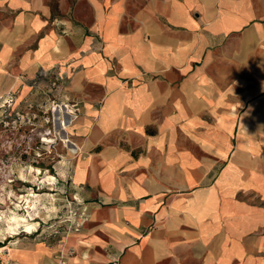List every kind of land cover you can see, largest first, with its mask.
Listing matches in <instances>:
<instances>
[{"label": "crops", "instance_id": "obj_1", "mask_svg": "<svg viewBox=\"0 0 264 264\" xmlns=\"http://www.w3.org/2000/svg\"><path fill=\"white\" fill-rule=\"evenodd\" d=\"M77 1L89 18L0 0V98L57 73L84 101L73 183L115 201L87 238L115 242L124 264H264V235L222 224L246 213L240 191L264 201V0Z\"/></svg>", "mask_w": 264, "mask_h": 264}, {"label": "rangeland", "instance_id": "obj_2", "mask_svg": "<svg viewBox=\"0 0 264 264\" xmlns=\"http://www.w3.org/2000/svg\"><path fill=\"white\" fill-rule=\"evenodd\" d=\"M49 2L55 9L61 4L68 7V18H89L88 11L87 14L85 11L75 13L77 0ZM89 31H86L87 35H90ZM53 77L56 86L52 84ZM60 79L61 75L57 73H38L27 82L34 86V92L17 90L0 98V264H44L51 259L57 264H72L84 253L89 255L88 261L93 264L108 261L124 264L123 251L115 242L87 238L95 213L115 201L95 200L74 186V166L90 150L85 145V135L79 134L76 128L79 116L86 113L77 111L72 103L82 110L85 103L68 96L64 88L66 81ZM58 109L59 122L63 117L70 121L72 129L64 131L71 143L79 145L77 152H72L70 145L61 139L62 128L56 120ZM237 131L238 136L242 135L240 127ZM50 175L55 179L49 180ZM22 195L31 200V206ZM237 198L244 206L242 209L246 207V213L223 215V227L230 232L229 236L232 233L237 237L242 233L245 235L247 229L249 236L261 238L264 235L261 195L240 191ZM252 211L255 214L251 215ZM13 215L34 218L36 228L30 233L24 232L23 226L10 230L8 218ZM87 239V244L80 243Z\"/></svg>", "mask_w": 264, "mask_h": 264}, {"label": "bare ground", "instance_id": "obj_3", "mask_svg": "<svg viewBox=\"0 0 264 264\" xmlns=\"http://www.w3.org/2000/svg\"><path fill=\"white\" fill-rule=\"evenodd\" d=\"M58 107H60V106H58ZM59 112H60V109H58V111H57L58 115L56 117L58 119H56V120H57L58 125L61 126V128H62V131L60 132L61 139L65 142L66 145H70L72 152H77L78 145L71 143L70 139L68 138V135H66V133L64 131L70 126V121L68 119H66L65 117H63V119H62L63 121L59 122ZM64 113H65V111H64ZM37 171L39 173H41L40 168H38ZM48 178H49V180L55 179L54 175H50V176H48ZM25 195H22L21 197L25 198L26 202H28L29 205L31 206V204H32L31 200L28 197H26ZM31 195L34 196V193ZM33 208L35 209V211H37L36 210L37 209L36 204L33 205ZM30 214L33 215L32 213H30ZM8 220H9L10 230H12V231L16 230V228H18L19 226H23V227H25L24 232L30 233L37 226V222L32 221L30 219H27V217H25V216L13 215V216H10L8 218Z\"/></svg>", "mask_w": 264, "mask_h": 264}, {"label": "built area", "instance_id": "obj_4", "mask_svg": "<svg viewBox=\"0 0 264 264\" xmlns=\"http://www.w3.org/2000/svg\"><path fill=\"white\" fill-rule=\"evenodd\" d=\"M54 86H56L57 85V81H54L53 83H52ZM57 106H61V105H57ZM61 117L59 116V119H60Z\"/></svg>", "mask_w": 264, "mask_h": 264}]
</instances>
